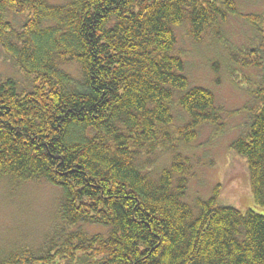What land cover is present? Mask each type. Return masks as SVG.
Returning <instances> with one entry per match:
<instances>
[{"label": "trees", "instance_id": "16d2710c", "mask_svg": "<svg viewBox=\"0 0 264 264\" xmlns=\"http://www.w3.org/2000/svg\"><path fill=\"white\" fill-rule=\"evenodd\" d=\"M236 14V0H0V48L26 80L0 75V176L62 190L58 228L0 264H264V215L222 205L217 188L186 201L179 152L219 109L185 75L176 28L199 40ZM241 15L256 36L232 58L262 76L245 77L249 122L232 148L264 204V10Z\"/></svg>", "mask_w": 264, "mask_h": 264}, {"label": "rangeland", "instance_id": "374dc122", "mask_svg": "<svg viewBox=\"0 0 264 264\" xmlns=\"http://www.w3.org/2000/svg\"><path fill=\"white\" fill-rule=\"evenodd\" d=\"M63 3L65 0H48ZM238 13L222 24L220 34L210 33L199 40L193 39L188 24L176 28L175 52L185 61V75L191 84L209 88L216 96L219 109L218 123L202 124L194 141L181 147L179 152L189 158L188 193L185 200L195 204L199 197L208 199L218 189L222 205L246 210L252 208L264 215V204L255 201L246 166V160L232 148L247 128L251 85L246 78L256 80L262 70L241 66L233 60L232 50L246 47L253 28L241 14L262 12L264 0H236ZM241 58L238 55V59ZM68 68L76 72L77 65ZM0 75L11 76L21 83L25 77L0 48ZM246 77V78H245ZM176 127L188 120L187 114L174 104ZM169 162L167 155L154 157L155 165ZM62 190L43 180L14 181L0 176V255L26 244L37 247L47 234L60 223L58 204ZM58 228V227H57Z\"/></svg>", "mask_w": 264, "mask_h": 264}]
</instances>
